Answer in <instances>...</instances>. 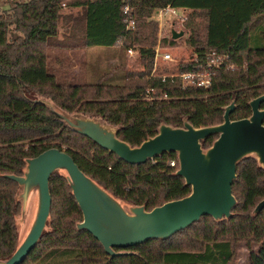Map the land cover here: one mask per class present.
<instances>
[{
  "label": "trees",
  "instance_id": "1",
  "mask_svg": "<svg viewBox=\"0 0 264 264\" xmlns=\"http://www.w3.org/2000/svg\"><path fill=\"white\" fill-rule=\"evenodd\" d=\"M163 9L188 11L185 44L195 61L181 64L179 73L193 71L206 61L218 60L206 89L182 88L178 78L151 77L157 23L151 20ZM127 6L134 30H126ZM64 9L82 11L85 48L135 49L141 71L129 72L123 83L112 85L64 83L48 70L46 46L58 32ZM77 21V22H78ZM11 39H10V37ZM9 37V38H8ZM166 41L160 42L165 48ZM171 46L174 41H171ZM171 48V47H167ZM214 54L208 60L206 56ZM152 91V100L146 91ZM264 94V0H30L15 3L0 15V260L8 259L18 245L15 218L19 187L5 175L22 176L25 160L56 148L72 157L79 169L121 201L144 206L146 211L188 196L190 188L174 176L178 169L165 154L143 165H129L89 139L71 131L38 99L50 100L59 109L96 118L118 129L117 137L138 147L154 137L161 124L194 128L223 122L224 108L234 102L231 121L250 117L249 102ZM260 108L264 110V103ZM217 136L201 142L209 148ZM50 219L46 230L22 264H44L58 254L78 264H234L236 246L250 250V264H264V209L252 215L264 199V170L252 157L236 169L232 194L237 205L229 220L215 222L205 216L165 241H150L114 257L87 232L77 231L81 211L66 179L50 178Z\"/></svg>",
  "mask_w": 264,
  "mask_h": 264
},
{
  "label": "water",
  "instance_id": "2",
  "mask_svg": "<svg viewBox=\"0 0 264 264\" xmlns=\"http://www.w3.org/2000/svg\"><path fill=\"white\" fill-rule=\"evenodd\" d=\"M183 32H171L172 40ZM73 132L101 149L115 155L129 165H143L165 154H175L178 169L174 176L184 180L191 192L188 196L146 211L144 206L127 204L114 197L96 181L84 174L72 157L56 148L48 149L34 158L25 160L22 176L5 175L19 187L16 201L20 214L15 225L22 226L28 204L35 194L33 216L15 252L0 264H22L46 230L50 219V178L59 173L68 182L82 221L76 223L77 231L90 234L106 255H122L115 249H128L150 241H165L180 231L208 216L215 222L229 220L237 201L232 194L237 165L252 157L264 170V94L248 104V118L231 121L234 102L224 108L223 122L216 126L194 128L186 120L182 128L161 124L154 137L138 147H130L118 139V129L100 119L69 114L50 100L38 99ZM217 136L212 145L203 149L201 142ZM264 209V199L252 211L258 215Z\"/></svg>",
  "mask_w": 264,
  "mask_h": 264
},
{
  "label": "rangeland",
  "instance_id": "3",
  "mask_svg": "<svg viewBox=\"0 0 264 264\" xmlns=\"http://www.w3.org/2000/svg\"><path fill=\"white\" fill-rule=\"evenodd\" d=\"M30 0H0V15L9 12L15 3H28ZM163 11L162 20L157 14H153L151 20L157 23V43L166 41L165 49H168L172 57L179 63L190 60L193 49L189 48L185 41L189 32L185 27V20L188 11L183 9H172L175 13L168 12L164 15L163 6L155 7ZM157 12V11H156ZM82 11L79 9L62 12V19L58 23V32L54 39H51L46 46L48 56V70L56 74L58 81L64 83L96 84L97 82L117 85L123 83V77L129 72H139L138 54L129 55L123 50L122 43L113 48H85L83 46L84 26L78 18H81ZM184 19V22H182ZM78 21V22H77ZM183 32V36L174 41L171 32ZM10 37V36H9ZM8 37V38H9ZM11 39V37H10ZM171 41L174 45L171 46ZM171 47V48H167ZM156 76H170L178 74L176 63H158ZM35 204V194L28 204L25 219L22 226H18L20 240L23 239L30 225ZM258 245H251L248 250L244 243L236 246V261L234 264H250V252L257 253ZM44 264H78L68 255L58 254Z\"/></svg>",
  "mask_w": 264,
  "mask_h": 264
},
{
  "label": "built area",
  "instance_id": "4",
  "mask_svg": "<svg viewBox=\"0 0 264 264\" xmlns=\"http://www.w3.org/2000/svg\"><path fill=\"white\" fill-rule=\"evenodd\" d=\"M163 11H157L155 14L159 17L160 20H162V13ZM170 12L175 13L174 10H170ZM131 10L129 7L125 6L122 10V14L126 16V30L127 31H132L134 30V20L130 18ZM182 22H184V19H182ZM154 50V58H153V71L151 74V77H160L162 80H165V78L169 77L170 79L172 78H178L181 82L182 88H198L202 90H206L211 86V79H210V72L212 68H217L220 66V63L218 60H213L209 61L208 59L210 57H213L214 54H209L206 56V61L202 65H197L193 71H188L185 73H179L176 75H170V76H156V66L158 63H167V64H172L176 63L178 68L181 64H190L195 61L196 56L193 55V57L190 60H187L186 62H177L168 49H165L161 47L160 42L157 43V45L153 48ZM128 54L133 56L134 54H137L135 49H128L127 50ZM152 94L153 92L148 90L146 91V96L149 98V100H152ZM177 161L175 160H169L167 164L170 167H175Z\"/></svg>",
  "mask_w": 264,
  "mask_h": 264
},
{
  "label": "crops",
  "instance_id": "5",
  "mask_svg": "<svg viewBox=\"0 0 264 264\" xmlns=\"http://www.w3.org/2000/svg\"><path fill=\"white\" fill-rule=\"evenodd\" d=\"M164 10V15H166L168 12H170V10H172L171 8L169 7H166L163 9Z\"/></svg>",
  "mask_w": 264,
  "mask_h": 264
}]
</instances>
